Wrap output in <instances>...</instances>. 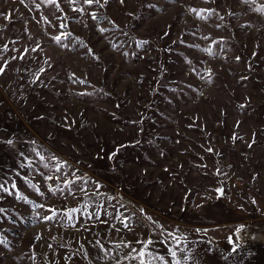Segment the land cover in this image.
Returning a JSON list of instances; mask_svg holds the SVG:
<instances>
[{
	"label": "rangeland",
	"instance_id": "rangeland-1",
	"mask_svg": "<svg viewBox=\"0 0 264 264\" xmlns=\"http://www.w3.org/2000/svg\"><path fill=\"white\" fill-rule=\"evenodd\" d=\"M262 10L0 0V264H191L205 228L263 239Z\"/></svg>",
	"mask_w": 264,
	"mask_h": 264
},
{
	"label": "crops",
	"instance_id": "crops-1",
	"mask_svg": "<svg viewBox=\"0 0 264 264\" xmlns=\"http://www.w3.org/2000/svg\"><path fill=\"white\" fill-rule=\"evenodd\" d=\"M200 234L194 250L190 249L191 264H264V235L263 239L239 236L231 232L225 236H216L206 228ZM214 242H211L212 239ZM245 239V240H241Z\"/></svg>",
	"mask_w": 264,
	"mask_h": 264
},
{
	"label": "snow or ice",
	"instance_id": "snow-or-ice-1",
	"mask_svg": "<svg viewBox=\"0 0 264 264\" xmlns=\"http://www.w3.org/2000/svg\"><path fill=\"white\" fill-rule=\"evenodd\" d=\"M88 2L91 3L92 0H88ZM262 11H264V10H262ZM56 39L59 40V37H57ZM57 170L59 171V169H57ZM141 255H143V253H141ZM170 255L172 257H175L176 256V251H174V250L170 251ZM159 259H161V261L163 262V264H166V262L164 261V258L163 257H160ZM176 264H180V262L179 261H176Z\"/></svg>",
	"mask_w": 264,
	"mask_h": 264
},
{
	"label": "water",
	"instance_id": "water-1",
	"mask_svg": "<svg viewBox=\"0 0 264 264\" xmlns=\"http://www.w3.org/2000/svg\"><path fill=\"white\" fill-rule=\"evenodd\" d=\"M222 188H223L222 183H220L219 188H218V192H217L218 196H221L223 194Z\"/></svg>",
	"mask_w": 264,
	"mask_h": 264
}]
</instances>
